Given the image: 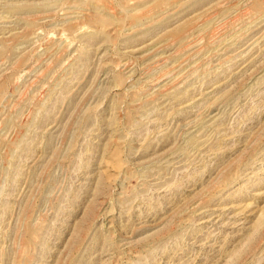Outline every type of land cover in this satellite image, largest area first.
I'll list each match as a JSON object with an SVG mask.
<instances>
[{
	"label": "rangeland",
	"instance_id": "obj_1",
	"mask_svg": "<svg viewBox=\"0 0 264 264\" xmlns=\"http://www.w3.org/2000/svg\"><path fill=\"white\" fill-rule=\"evenodd\" d=\"M0 264H264V0H0Z\"/></svg>",
	"mask_w": 264,
	"mask_h": 264
},
{
	"label": "bare ground",
	"instance_id": "obj_2",
	"mask_svg": "<svg viewBox=\"0 0 264 264\" xmlns=\"http://www.w3.org/2000/svg\"><path fill=\"white\" fill-rule=\"evenodd\" d=\"M249 48V47H248ZM4 99V98H3ZM2 100V99H1ZM221 215V214H220ZM210 221V220H209ZM262 223V222H261Z\"/></svg>",
	"mask_w": 264,
	"mask_h": 264
}]
</instances>
